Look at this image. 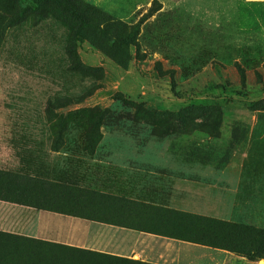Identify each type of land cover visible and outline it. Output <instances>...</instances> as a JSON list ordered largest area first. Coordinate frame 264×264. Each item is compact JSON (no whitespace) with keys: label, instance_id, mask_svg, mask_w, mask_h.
<instances>
[{"label":"rangeland","instance_id":"obj_1","mask_svg":"<svg viewBox=\"0 0 264 264\" xmlns=\"http://www.w3.org/2000/svg\"><path fill=\"white\" fill-rule=\"evenodd\" d=\"M144 1L0 0L26 15L4 29L0 13L1 145L16 151L0 173L15 184L112 177L111 193L159 204L112 207L157 216L144 226L191 243L211 230L238 241L206 216L264 230L263 0L238 11L235 0H218L224 14L208 26L167 2L139 12ZM63 98L69 105L48 115V101ZM189 255L179 264H264L214 247ZM136 262L0 234V264Z\"/></svg>","mask_w":264,"mask_h":264},{"label":"crops","instance_id":"obj_2","mask_svg":"<svg viewBox=\"0 0 264 264\" xmlns=\"http://www.w3.org/2000/svg\"><path fill=\"white\" fill-rule=\"evenodd\" d=\"M155 1H160L164 6L166 2L171 3L186 12L189 10L199 15L205 26L217 21L218 15L224 14V8L218 5V0H211L212 3L209 4L215 7H208L205 3L207 0H198L196 7H188L191 0H145L146 5L142 7L138 3L136 9L142 7L139 12L143 11ZM235 2L237 11L243 4H252L247 0ZM257 36L264 41V23ZM6 137L8 136L5 134L0 135V167L5 166L7 160L14 157L16 152L1 145ZM53 154H58V151ZM5 178H0L1 234L133 259L146 264L189 263L191 247L211 248L161 233L153 225L144 226L147 223L154 224L159 219L157 216L140 214L137 211L130 215L123 205L112 207L111 202L134 206L140 203V207L148 208L159 206L157 202H139L136 198L122 197L124 194L111 193L115 184L112 177L96 179L82 171L81 174L74 173L73 177L64 180L48 176L39 179L30 175L31 180L25 184H15ZM120 184H123V180ZM180 249H186L187 253Z\"/></svg>","mask_w":264,"mask_h":264},{"label":"trees","instance_id":"obj_3","mask_svg":"<svg viewBox=\"0 0 264 264\" xmlns=\"http://www.w3.org/2000/svg\"><path fill=\"white\" fill-rule=\"evenodd\" d=\"M83 6L96 11V9L90 5L86 4ZM149 12L146 15H148ZM0 13L2 16L5 17L4 29H9L11 27H14L20 24L22 21H24L25 16H26L24 13V10H21L20 8L15 7L11 4H7V3H0ZM146 15L142 16L141 18L138 19L136 23L131 25L130 36H131L132 41L134 37L138 34L141 25L145 21ZM107 18H109V16ZM69 103H70L69 98H63V99L56 100L55 104L52 103L51 101H48L45 111L48 115H50V113L53 112V109L65 108L69 105ZM58 135L61 141L60 131H58ZM53 151H57V150H53ZM5 175H6L5 173H0V178L5 177ZM204 221L217 225L218 228L220 227L221 228H228V227L234 228V230L239 233L238 241L236 240V241L226 243L225 240H220L218 237H216L215 231L211 230L209 231L208 235L202 234V236H200L199 238L200 244L235 252V253H238L246 257L247 259H251L253 257H260L264 259V230H257L255 228H252V227H249L243 224H237V223L232 224V223H227L223 221H217L215 219L207 218V217H204ZM253 239L256 240V243L254 246H250L249 244H247V243H250ZM65 248H68V247H65ZM77 251H81V250H77ZM81 252H87V251H81ZM136 264H145V263L136 262Z\"/></svg>","mask_w":264,"mask_h":264}]
</instances>
